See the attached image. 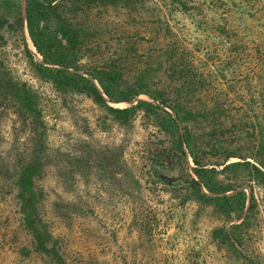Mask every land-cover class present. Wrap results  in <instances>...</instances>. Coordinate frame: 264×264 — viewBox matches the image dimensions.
Wrapping results in <instances>:
<instances>
[{"label": "rangeland", "instance_id": "obj_1", "mask_svg": "<svg viewBox=\"0 0 264 264\" xmlns=\"http://www.w3.org/2000/svg\"><path fill=\"white\" fill-rule=\"evenodd\" d=\"M62 2L82 36L79 69L69 71L99 89L86 70L112 71L120 88L139 92L117 102L100 89L112 108L139 100L160 108L111 111L41 76L36 62L59 65L33 46L21 0L32 57L14 28L0 39V264H264V180L242 168L221 173L219 164L248 161L264 171V0ZM168 114L181 135L187 127L200 164L234 188L202 191H244L241 212L221 213L198 194L186 141L181 153L160 124ZM37 155L46 158L36 182L52 256L34 249L16 199L21 169Z\"/></svg>", "mask_w": 264, "mask_h": 264}, {"label": "trees", "instance_id": "obj_2", "mask_svg": "<svg viewBox=\"0 0 264 264\" xmlns=\"http://www.w3.org/2000/svg\"><path fill=\"white\" fill-rule=\"evenodd\" d=\"M62 1L64 0H25L26 28L33 46L42 56V60L45 63L59 65V67H54L36 62L35 66L40 75L54 83L66 85L74 91L83 92L92 96L96 102L103 104L111 111L128 112L136 107L143 106L147 111L155 113L153 109L160 107L144 100H139L135 105L124 109H115L108 106L101 92L109 100L117 102L131 100L134 94L139 93L137 91L130 93L120 88V79L112 71L86 70L96 80L101 92L98 86L88 77L69 71L68 68L79 69L74 58V52L80 44L82 36L73 27L66 14H64V4ZM70 1L79 5L83 0ZM87 1H102L105 3L109 0ZM6 28H14L20 34L26 54L32 57L24 36L21 0H0V39H2L1 30ZM62 30L68 32L65 41L59 36ZM24 93H26L25 90ZM17 97L21 100L20 103L24 105L30 104L28 96L21 97L19 95ZM155 99L165 104V100L162 98ZM171 108L177 113V117L181 118V107L172 105ZM160 124L168 135L177 139L178 143L176 147L181 153H184L182 141H186L185 143L189 148L193 161L198 166L193 168V171L200 179V182L193 180L198 194L203 199L212 200L221 213L230 215L235 210L241 212L246 199V193L244 191H238L232 195L222 194L216 196L207 195L202 191L201 185L210 193H223L234 188L230 183H222L215 178L218 170L215 168H206L204 167L205 164H200L192 144L188 139V135L190 134L186 129L187 127H184V135H181L179 124L170 114H168L167 118L162 117ZM45 160L46 158L43 155H37L36 158L30 160L23 166L17 180L19 187L16 191V199L23 229L30 234L34 249L52 256L55 253L54 238L43 219L41 207L43 195L41 190L42 186H39L36 182L39 176L41 178L43 174ZM257 161L261 167H264V156L257 158ZM219 164L223 166L220 170L221 173L227 172L237 175L238 170L242 168L248 176L260 177L264 180V171L259 166L248 161L226 163V160H224ZM239 227L240 224L233 226L234 229ZM230 233L233 240L230 238L229 232H225V238L230 244L233 246H235V242L241 244V236L236 235L234 232Z\"/></svg>", "mask_w": 264, "mask_h": 264}, {"label": "water", "instance_id": "obj_3", "mask_svg": "<svg viewBox=\"0 0 264 264\" xmlns=\"http://www.w3.org/2000/svg\"><path fill=\"white\" fill-rule=\"evenodd\" d=\"M23 2H25V0H23Z\"/></svg>", "mask_w": 264, "mask_h": 264}, {"label": "bare ground", "instance_id": "obj_4", "mask_svg": "<svg viewBox=\"0 0 264 264\" xmlns=\"http://www.w3.org/2000/svg\"><path fill=\"white\" fill-rule=\"evenodd\" d=\"M29 43H30V41H29ZM31 44V43H30Z\"/></svg>", "mask_w": 264, "mask_h": 264}]
</instances>
